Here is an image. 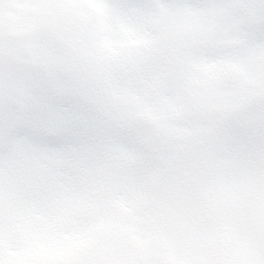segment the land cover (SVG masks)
I'll list each match as a JSON object with an SVG mask.
<instances>
[{
    "label": "snow or ice",
    "instance_id": "snow-or-ice-1",
    "mask_svg": "<svg viewBox=\"0 0 264 264\" xmlns=\"http://www.w3.org/2000/svg\"><path fill=\"white\" fill-rule=\"evenodd\" d=\"M0 264H264V0H0Z\"/></svg>",
    "mask_w": 264,
    "mask_h": 264
}]
</instances>
